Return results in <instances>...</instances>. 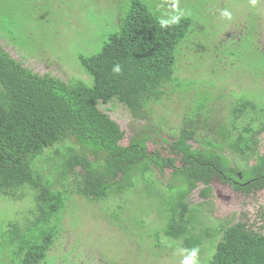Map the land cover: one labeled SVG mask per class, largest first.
I'll use <instances>...</instances> for the list:
<instances>
[{
	"label": "trees",
	"instance_id": "obj_1",
	"mask_svg": "<svg viewBox=\"0 0 264 264\" xmlns=\"http://www.w3.org/2000/svg\"><path fill=\"white\" fill-rule=\"evenodd\" d=\"M183 1L129 0L119 15L118 30L102 49L79 55L88 80L78 77L66 82L50 73L40 75L0 44V192L16 200L18 192L30 194L35 214L33 220L26 217V223L10 222L1 233L0 255L9 256L6 264H43L60 233V217L70 192L100 201L121 196L141 181L160 186L162 192L152 190L149 201L155 200L152 196H168L165 212L160 213L167 219L165 235L184 239L188 249H197L204 239L194 232V223H199L203 210L191 208L188 202L195 190L201 187V197L210 199L215 178L246 194L264 190V154L259 150L264 104L257 100L239 98L222 117L212 107L215 101L209 94L198 96L200 103L186 114L175 140H166L168 156L149 150V141L159 134L152 129L122 145L125 132L100 108L117 101L133 118L151 122V107L162 102L168 86L193 89L196 80L182 82L175 76L184 48L185 57L195 56L198 61L202 53L209 58L219 53L210 60L218 66L221 59L236 56L237 47L227 44L228 40L217 43L203 26L201 0ZM65 4L70 3L0 0L4 25L0 30L29 54L36 34L56 26ZM197 34L202 36L199 41ZM247 44L254 49L253 40ZM214 110L217 114L212 119ZM206 129L208 133L202 132ZM166 168L171 169L167 181L154 178ZM261 217L264 222V207ZM202 234L215 241L209 264H264V226L255 230L246 222H222L215 229H202Z\"/></svg>",
	"mask_w": 264,
	"mask_h": 264
},
{
	"label": "rangeland",
	"instance_id": "obj_2",
	"mask_svg": "<svg viewBox=\"0 0 264 264\" xmlns=\"http://www.w3.org/2000/svg\"><path fill=\"white\" fill-rule=\"evenodd\" d=\"M190 1L194 3V0ZM68 2L73 8L65 4L56 26L48 28V32H40V36L36 34L29 54L11 42L1 30L0 44L12 57L40 75L50 73L66 82L78 77L88 80L80 67L79 55H92L102 49L109 36L118 30L119 15L129 0H66ZM201 5L204 10L203 26L210 30L217 43L228 40L227 44L237 47L238 53L228 60L221 59L223 62L218 66L210 60L218 58L219 53H212L211 58L202 53L198 61L195 56L193 59L185 57L184 48L175 76L182 82L188 78L196 80L193 89L179 91L168 86L162 102L151 107L154 110L151 122L133 118L130 110L117 101L101 104L100 108L125 132L122 145H129L135 134L152 129L159 134L149 141V150H161L168 156L166 140H175L186 114L196 108V103H200L196 102L198 96L201 99L209 94L215 101L211 102L212 107H217L222 117H226L225 112L239 98H250L264 104V56L257 53H264V0H201ZM172 6L175 8V4L172 3ZM193 13L191 7L190 14ZM2 20L0 15V26L3 28ZM195 37L199 41L202 36L197 34ZM250 39L255 43L254 49L247 44ZM211 43L215 45L216 42ZM248 56H252V60H248ZM233 62L235 67H231ZM216 114L215 110L211 112L212 119ZM202 132H207V129ZM196 143L194 141L198 146ZM259 150L264 154V133ZM227 154L234 160L230 152ZM47 170L43 173L48 175ZM170 174L171 169L166 168L162 175L157 171L154 178L165 182ZM155 188L162 192L160 186L152 187L147 181H141L136 187L126 189L121 196H110L100 201L68 193L67 205L60 217V233L43 264H184L194 249H188L184 239L176 240L165 235L167 219L160 213L165 212L168 196L161 199L152 196L155 200L150 202ZM212 188L210 199L201 197V187L188 199L191 208L203 210L199 223H194V232L202 235L204 242L195 249L193 264H209L216 249L213 236L206 238L202 229H215L222 222H246L255 230L264 226L261 217L264 190L241 193L218 178L212 182ZM18 195L16 200L0 192V236L10 222L26 223V217L27 221L35 219V214L31 213V195L23 196L21 192ZM156 206H159V215ZM1 259L2 264L9 262V256L3 258L0 255Z\"/></svg>",
	"mask_w": 264,
	"mask_h": 264
},
{
	"label": "clouds",
	"instance_id": "obj_3",
	"mask_svg": "<svg viewBox=\"0 0 264 264\" xmlns=\"http://www.w3.org/2000/svg\"><path fill=\"white\" fill-rule=\"evenodd\" d=\"M196 256V250L194 249L192 255L185 259L184 264H193V258Z\"/></svg>",
	"mask_w": 264,
	"mask_h": 264
},
{
	"label": "flooded vegetation",
	"instance_id": "obj_4",
	"mask_svg": "<svg viewBox=\"0 0 264 264\" xmlns=\"http://www.w3.org/2000/svg\"><path fill=\"white\" fill-rule=\"evenodd\" d=\"M219 179V178H218ZM220 180V179H219ZM221 181V180H220ZM222 182V181H221ZM223 183V182H222ZM225 184V183H224ZM227 185H229V184H227ZM229 186H231V185H229ZM232 187V186H231ZM233 188V187H232ZM196 191V190H195ZM239 192V191H238ZM241 193H243V192H241ZM246 194V193H245Z\"/></svg>",
	"mask_w": 264,
	"mask_h": 264
}]
</instances>
